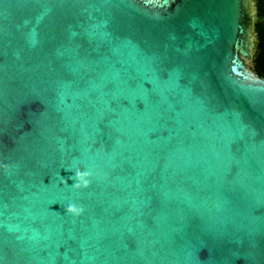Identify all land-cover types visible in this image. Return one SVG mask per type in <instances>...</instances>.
Instances as JSON below:
<instances>
[{
	"label": "water",
	"instance_id": "1",
	"mask_svg": "<svg viewBox=\"0 0 264 264\" xmlns=\"http://www.w3.org/2000/svg\"><path fill=\"white\" fill-rule=\"evenodd\" d=\"M258 0H0V264H264Z\"/></svg>",
	"mask_w": 264,
	"mask_h": 264
},
{
	"label": "trees",
	"instance_id": "2",
	"mask_svg": "<svg viewBox=\"0 0 264 264\" xmlns=\"http://www.w3.org/2000/svg\"><path fill=\"white\" fill-rule=\"evenodd\" d=\"M258 22L256 23V31L258 32L259 43L258 51L254 57V65L256 72L264 77V0H258Z\"/></svg>",
	"mask_w": 264,
	"mask_h": 264
}]
</instances>
